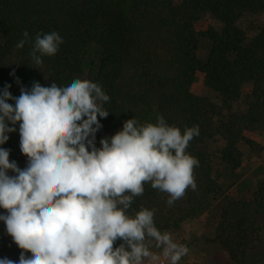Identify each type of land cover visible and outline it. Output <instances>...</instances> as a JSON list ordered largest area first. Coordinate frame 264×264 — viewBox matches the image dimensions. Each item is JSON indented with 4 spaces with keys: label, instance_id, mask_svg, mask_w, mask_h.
<instances>
[{
    "label": "trees",
    "instance_id": "16d2710c",
    "mask_svg": "<svg viewBox=\"0 0 264 264\" xmlns=\"http://www.w3.org/2000/svg\"><path fill=\"white\" fill-rule=\"evenodd\" d=\"M207 15L222 29L200 31L198 24ZM247 16L261 22L242 29L239 21ZM51 32L63 43L36 65L31 57L35 38ZM204 39L209 49L202 59ZM21 40L24 47L18 48ZM199 74L221 105L195 92ZM76 78L98 84L109 97L103 103L109 115L100 118L97 148L133 118L146 125L162 116L182 134L186 128L199 129L186 148L199 161L193 171L196 188L189 186L169 204L170 194L148 181L126 210L133 218L142 209L152 210L162 234L180 231L223 194L213 176L208 141L219 137L224 142L219 158L230 170L240 167L242 146L255 154L262 149L249 134L264 132V0H0V89L10 84L11 94L19 97L21 88L30 90L34 82L62 88ZM246 85H252V99L244 112H236L233 105ZM15 127L0 147L10 150V162L23 170L29 158L20 148L19 125ZM122 243L117 239L114 248ZM145 243L157 248L152 238ZM214 243L236 264L264 262V180L248 196L224 203ZM22 251L7 231H0V259L18 262Z\"/></svg>",
    "mask_w": 264,
    "mask_h": 264
},
{
    "label": "clouds",
    "instance_id": "9594fccd",
    "mask_svg": "<svg viewBox=\"0 0 264 264\" xmlns=\"http://www.w3.org/2000/svg\"><path fill=\"white\" fill-rule=\"evenodd\" d=\"M62 43L56 32L37 35L32 60L41 65V56L55 55ZM10 88L0 89V146L18 124L20 148L29 161L22 170L10 162V150L0 147V209L7 210L0 221L24 251L18 262L5 257L0 264H144L145 258L160 264L161 255L178 264L188 248L155 227L154 212L142 209L133 218L126 210L148 181L170 194L169 204L189 186L196 188L199 161L186 148L199 129L182 134L162 116L146 125L133 118L97 148L100 118L109 115L103 109L109 97L98 84L79 78L62 88L34 82L30 90L21 88L19 97ZM146 237L162 254L150 251ZM117 239L124 243L114 248Z\"/></svg>",
    "mask_w": 264,
    "mask_h": 264
},
{
    "label": "rangeland",
    "instance_id": "374dc122",
    "mask_svg": "<svg viewBox=\"0 0 264 264\" xmlns=\"http://www.w3.org/2000/svg\"><path fill=\"white\" fill-rule=\"evenodd\" d=\"M260 22L261 19L257 16H247L239 21V25L242 29H248ZM210 27L221 30L223 25L211 15H207L198 24V29L205 31ZM208 46V41L204 39L199 51V56L202 59L208 53ZM194 90L198 94L208 96L213 103L221 105L222 101L218 94L204 84L200 74L196 76ZM251 91L252 85H246L243 88L240 98L233 105L234 111L244 112L247 109L252 99ZM249 137L258 141L262 149L255 154L242 146L241 165L235 170L226 168L220 161V150L223 149L224 142L219 137L208 141L213 163V176L221 184L223 194L213 197L205 210L195 218L187 220L180 231L170 233L174 242L188 248V253L178 261V264H236L227 256L225 251L214 243V234L224 203L248 196L264 180V132L251 133ZM0 214H7V210L0 209ZM0 231L3 233L7 231L6 225L2 221H0ZM150 251L162 254V248H152ZM25 254L30 255V253ZM148 260L145 258L144 264H148ZM163 264H170V261L165 258ZM260 264H264V262Z\"/></svg>",
    "mask_w": 264,
    "mask_h": 264
},
{
    "label": "built area",
    "instance_id": "2783aa9c",
    "mask_svg": "<svg viewBox=\"0 0 264 264\" xmlns=\"http://www.w3.org/2000/svg\"><path fill=\"white\" fill-rule=\"evenodd\" d=\"M164 260H165V258H164L163 256H161L160 264H163ZM149 263L152 264V262H151L150 259L148 260V264H149ZM146 264H147V263H146Z\"/></svg>",
    "mask_w": 264,
    "mask_h": 264
}]
</instances>
